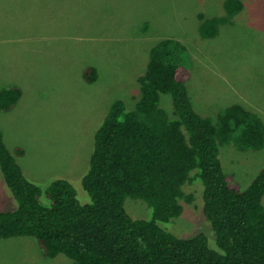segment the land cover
Returning a JSON list of instances; mask_svg holds the SVG:
<instances>
[{
    "label": "rangeland",
    "instance_id": "obj_1",
    "mask_svg": "<svg viewBox=\"0 0 264 264\" xmlns=\"http://www.w3.org/2000/svg\"><path fill=\"white\" fill-rule=\"evenodd\" d=\"M224 1L0 0V88L14 77L23 92L12 111L0 113V131L10 151L23 149L15 158L26 176L43 190L54 179H66L78 198L89 203L81 178L95 130L114 100L134 107L140 96L137 79L150 49L164 39L186 48V85L197 111L216 121L220 109L240 104L264 123V0H240L241 12L220 25L217 36L203 39L198 15L224 16ZM90 66L96 68L97 80L82 85L80 75ZM63 73L68 76L60 80ZM23 76L31 84L24 91ZM161 106L172 114L169 96H162ZM220 150L229 183L241 188L264 165V148L237 151L224 145ZM184 191L191 200L180 201L182 214L160 225L179 237L203 234L217 249L202 213L200 184H187ZM124 207L134 219L152 216L140 199L127 197ZM15 208L0 173V211ZM0 264L71 261L64 255L49 260L33 239L20 237L0 240Z\"/></svg>",
    "mask_w": 264,
    "mask_h": 264
},
{
    "label": "trees",
    "instance_id": "obj_2",
    "mask_svg": "<svg viewBox=\"0 0 264 264\" xmlns=\"http://www.w3.org/2000/svg\"><path fill=\"white\" fill-rule=\"evenodd\" d=\"M225 15H198L203 39L217 36L241 12L240 0L223 2ZM186 48L173 39L156 43L139 76L140 96L132 109L114 100L95 130L89 165L81 187L90 202L78 198L66 179L46 189L29 179L0 131V173L16 208L0 211V240L33 239L45 258L66 256L71 264H264V165L246 188L230 184L220 147L237 151L264 148L261 116L240 104L220 109L216 121L193 105L186 82ZM88 84L96 68L84 69ZM169 96L172 114L162 106ZM22 96L17 85L0 88V113L14 109ZM201 186L202 213L211 225L217 249L203 234L179 237L163 228L189 202L187 184ZM127 197L151 209L150 219H134Z\"/></svg>",
    "mask_w": 264,
    "mask_h": 264
},
{
    "label": "crops",
    "instance_id": "obj_3",
    "mask_svg": "<svg viewBox=\"0 0 264 264\" xmlns=\"http://www.w3.org/2000/svg\"><path fill=\"white\" fill-rule=\"evenodd\" d=\"M147 24H145L144 25V29H147ZM220 28V27H219ZM219 32V31H218ZM22 73V72H21ZM65 76H68V74H65V73H63V76H62V78H60V80H62ZM80 76H82V75H80ZM23 77H25L24 78V80L23 81H25V83L24 84H22L23 86H22V89L24 88L25 90H26V88L27 87H30L31 86V84H30V80L28 79V77L27 76H23ZM79 77V75H77V77L75 76L74 78H78ZM73 78V77H72ZM82 79H83V76H82ZM81 79V80H82ZM10 80H12V82L10 83V84H12V85H17V84H14L15 83V78L14 77H12ZM5 81H7L8 82V80H5ZM83 81L84 82H82V83H80V84H82V85H87L88 83L87 82H85V80L83 79ZM9 82H8V84H7V86L6 87H9ZM20 84H21V82H20ZM19 86V85H18ZM20 87V86H19ZM24 89H23V91H24ZM23 93V92H22ZM20 100H21V98H20ZM19 100V101H20ZM18 101V102H19ZM18 104V103H17ZM15 108V107H14ZM12 111V110H11ZM23 169V168H22ZM24 171V170H23ZM26 175V174H25ZM33 181V180H32Z\"/></svg>",
    "mask_w": 264,
    "mask_h": 264
}]
</instances>
